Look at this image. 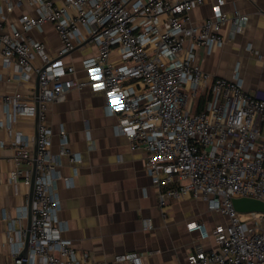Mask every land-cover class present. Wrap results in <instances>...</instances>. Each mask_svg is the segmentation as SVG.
Returning a JSON list of instances; mask_svg holds the SVG:
<instances>
[{"label": "built area", "instance_id": "obj_1", "mask_svg": "<svg viewBox=\"0 0 264 264\" xmlns=\"http://www.w3.org/2000/svg\"><path fill=\"white\" fill-rule=\"evenodd\" d=\"M202 1L63 0L58 5L54 0H30L38 14L21 16L24 30L53 23L63 42L61 54L74 48L80 26L87 28L97 53L83 61L84 80L74 78L76 68L52 58L42 42L25 38L16 28L4 33L6 16L0 11V58L6 65L15 63L18 79L37 74L39 84L36 97L19 91L1 97L10 130L19 115L37 118L28 248L23 256L27 229H20L9 264H99L62 235L57 187L59 180H71L61 175V155L72 163L81 156L68 147L63 129L61 153L52 152L47 119L49 103L61 102L69 90L85 86L106 93V110L118 118L116 132L133 148L146 151L144 167L163 215L170 199L189 197L225 218L212 227L200 219L186 223L197 236L184 264H264V213L248 212L250 217L243 220L233 204L242 197L264 201V95L247 91L238 75L216 76L196 63L198 48L210 54L224 44V26L229 24L227 37L232 39L244 31L249 15L227 13L224 0H216L212 16L197 24L190 11ZM12 9L9 4L7 11ZM36 56L39 66L34 64ZM199 95L204 97L203 109L195 111ZM14 145L15 161L27 162L29 169L13 178L31 183V146L20 134ZM26 214L21 211L19 217ZM143 226L152 229L151 218L144 219ZM9 229L15 231L14 224ZM114 262L145 264L136 251L118 254Z\"/></svg>", "mask_w": 264, "mask_h": 264}, {"label": "crops", "instance_id": "obj_2", "mask_svg": "<svg viewBox=\"0 0 264 264\" xmlns=\"http://www.w3.org/2000/svg\"><path fill=\"white\" fill-rule=\"evenodd\" d=\"M54 1L58 5L63 3ZM9 4L13 5L12 11H7ZM215 4L216 0H203L194 7L190 11L192 22L198 24L212 16ZM222 9L248 14L249 22L232 39L227 37L226 24L224 44L210 54L198 48L196 63L216 76L238 75L247 91L264 95V0H224ZM0 11L6 16L4 33L10 34L16 28L25 38L42 42L52 58H60L65 65L76 68L74 78L86 79L83 61L97 53V46L85 26H80L81 34L74 39V48L61 54L63 42L53 23L30 30L22 26L21 16H36L37 4L30 0H0ZM34 64L41 65V59L36 56ZM15 69L14 62L6 65L0 58V264L13 260L18 231L28 227L31 183L20 176L15 180L13 174L25 172L29 165L15 161L16 136L20 134L29 142L33 156L36 153L35 116L19 115L11 130L5 125L8 113L2 96L19 91L36 97L38 75L32 74L29 80L18 79ZM107 103L103 90L85 86L69 90L65 100L48 105L52 152L61 153L63 129L68 147L81 156L80 162L72 163L67 155H61V175L71 180L61 179L57 187L59 218L65 224L62 235L78 251L91 253L99 264H116V255L132 251L143 254L145 264H184L197 236L196 231L187 230L186 223L200 219L212 227L225 218L209 211L204 201L189 197L170 199L163 215L156 188L144 167L146 151L133 148L124 135L116 132L118 118L108 114ZM21 211H26V217H19ZM146 218H151L152 229H144ZM10 224H14L15 231L9 229Z\"/></svg>", "mask_w": 264, "mask_h": 264}, {"label": "water", "instance_id": "obj_3", "mask_svg": "<svg viewBox=\"0 0 264 264\" xmlns=\"http://www.w3.org/2000/svg\"><path fill=\"white\" fill-rule=\"evenodd\" d=\"M39 93V84L37 85L36 89V95ZM37 157V150L34 155V162H33V173H32V179H31V192L32 195L29 199V205H28V227H27V236L25 239V247L22 251V255L25 256L27 253V248H28V236H29V228H30V222H31V206H32V199H33V186H34V180H35V158ZM233 204L235 208L241 212V213H246V212H263L264 213V201L254 199V198H247V197H242V198H234L233 199Z\"/></svg>", "mask_w": 264, "mask_h": 264}, {"label": "rangeland", "instance_id": "obj_4", "mask_svg": "<svg viewBox=\"0 0 264 264\" xmlns=\"http://www.w3.org/2000/svg\"><path fill=\"white\" fill-rule=\"evenodd\" d=\"M196 102L198 103V104H200V103H203L204 102V97H203V95H199L197 98H196ZM203 105V104H202ZM198 109H196L195 111H197ZM250 217V213H248V212H246V213H241V218L243 219V220H246V219H248ZM219 219H221V217L219 218Z\"/></svg>", "mask_w": 264, "mask_h": 264}, {"label": "trees", "instance_id": "obj_5", "mask_svg": "<svg viewBox=\"0 0 264 264\" xmlns=\"http://www.w3.org/2000/svg\"><path fill=\"white\" fill-rule=\"evenodd\" d=\"M203 103H200L199 105H198V107H197V111H200V110H202L203 109V105H202Z\"/></svg>", "mask_w": 264, "mask_h": 264}]
</instances>
